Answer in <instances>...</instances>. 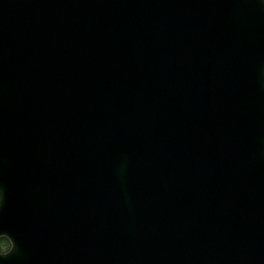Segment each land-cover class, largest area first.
<instances>
[{"label":"water","instance_id":"95a60500","mask_svg":"<svg viewBox=\"0 0 264 264\" xmlns=\"http://www.w3.org/2000/svg\"><path fill=\"white\" fill-rule=\"evenodd\" d=\"M0 264H264V0H0Z\"/></svg>","mask_w":264,"mask_h":264},{"label":"trees","instance_id":"16d2710c","mask_svg":"<svg viewBox=\"0 0 264 264\" xmlns=\"http://www.w3.org/2000/svg\"><path fill=\"white\" fill-rule=\"evenodd\" d=\"M10 241L6 236H0V251H5L9 248Z\"/></svg>","mask_w":264,"mask_h":264}]
</instances>
